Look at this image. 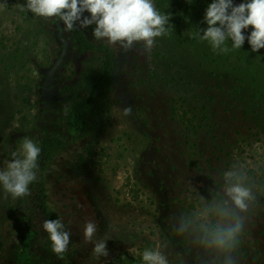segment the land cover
Returning a JSON list of instances; mask_svg holds the SVG:
<instances>
[{"label":"rangeland","instance_id":"1","mask_svg":"<svg viewBox=\"0 0 264 264\" xmlns=\"http://www.w3.org/2000/svg\"><path fill=\"white\" fill-rule=\"evenodd\" d=\"M58 4L0 0V264L31 263L30 164L44 136L74 135L100 71ZM78 8L118 78L99 136L48 175L74 263L264 264V0Z\"/></svg>","mask_w":264,"mask_h":264},{"label":"trees","instance_id":"2","mask_svg":"<svg viewBox=\"0 0 264 264\" xmlns=\"http://www.w3.org/2000/svg\"><path fill=\"white\" fill-rule=\"evenodd\" d=\"M58 16L68 27L78 51L99 55L101 66L90 91L69 113L79 123L74 135L59 132L44 136L30 164L28 185L21 202V213L31 235L30 264H75L73 257L77 248L69 240L66 225L51 204L48 175L66 149L82 140L91 143L99 136L118 78L116 52L108 44L95 42L88 36L78 0H59ZM85 148L86 151L88 146Z\"/></svg>","mask_w":264,"mask_h":264}]
</instances>
